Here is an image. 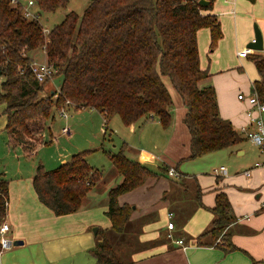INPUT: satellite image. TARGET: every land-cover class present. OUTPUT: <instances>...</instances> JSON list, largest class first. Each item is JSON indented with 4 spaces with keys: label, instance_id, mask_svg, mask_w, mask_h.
Here are the masks:
<instances>
[{
    "label": "trees",
    "instance_id": "16d2710c",
    "mask_svg": "<svg viewBox=\"0 0 264 264\" xmlns=\"http://www.w3.org/2000/svg\"><path fill=\"white\" fill-rule=\"evenodd\" d=\"M35 3L40 13H53L66 8L68 0ZM213 3L209 0L202 6L197 0H90L81 15L68 11L44 35L38 21L23 16L20 4L0 0V104H4L9 140L21 146L24 153L34 151L46 122L53 118L52 108L58 111L63 106L95 109L103 115L105 124L115 115L126 126L155 117L167 129L172 124L174 106L164 82L168 77L186 107L183 123L190 134L188 157L242 142L244 136L220 115L214 87L198 86L209 71L200 66L197 31L209 29V51L222 37L218 17L209 13ZM40 51L56 70L53 75L61 77L55 99L54 92L43 96L47 80L38 82L29 69L32 56ZM250 59L259 75L251 90L264 100V54H250ZM87 152L74 153L69 161L53 169L36 166L32 187L38 201L54 215L79 210L90 189L102 179V170L88 164ZM108 158L122 179L108 191L105 215L110 229L97 230L98 240L89 252L94 264H127L128 259L119 256L109 231L123 234L133 206L120 203L118 198L141 186L148 177L167 175L168 166L151 170L129 158L125 144L108 153ZM7 202L8 180L0 176V224L6 218ZM207 208L212 220L197 236V243L214 244L224 252L236 249L226 230L236 220L226 193L217 191L214 205ZM206 235L210 242L201 240Z\"/></svg>",
    "mask_w": 264,
    "mask_h": 264
},
{
    "label": "crops",
    "instance_id": "0c3cea01",
    "mask_svg": "<svg viewBox=\"0 0 264 264\" xmlns=\"http://www.w3.org/2000/svg\"><path fill=\"white\" fill-rule=\"evenodd\" d=\"M209 13L218 17L222 37L214 50L209 51V29L204 27L197 31L200 66L209 71V75L200 80L198 86L214 87L220 115L228 119L240 133V127L247 124V117L246 104L237 99V94L249 93L253 81L259 78L250 54H264V0H214ZM254 24L262 35V49H250L248 55L239 56L238 52L247 48L248 42L254 38ZM37 56H44V53ZM32 57L36 60V54ZM166 86L174 104L172 124L167 128L172 134H169L167 139L170 142L177 141L176 134L180 133L189 144L190 134L186 125L183 124L186 107L181 102L182 99H173L177 91L172 84L167 83ZM172 89L176 91L175 94ZM53 92L52 90L51 93ZM3 108L4 104L1 109ZM74 109L84 111L87 107ZM90 110L95 111L92 108ZM149 121L161 126L155 117L141 118L131 125H123L129 131ZM118 125L110 130V134L113 135L116 130H119ZM41 143H38L35 149ZM130 143L129 139L122 135L119 148L125 144V152L132 151L133 156L135 153L137 160H141L140 163L144 164L147 160V149L141 146L138 150ZM232 146L236 155L245 153L244 147L238 143ZM32 154L33 151L25 153L27 156ZM69 160L61 161L65 163ZM253 164L242 166L239 174L235 171L229 175L227 169L225 175L215 174L213 176L215 180L209 185L208 190L200 187L201 182H199L200 186L196 189L198 196L196 203H193L186 195L188 189L184 188L187 182L183 181L179 184L181 189L174 190L177 180L170 176L163 177L164 175L148 177L138 188L120 195L118 198L120 203L133 204L130 219L121 239L139 245L137 249L130 251L127 264H264V166L252 168ZM174 167L182 174L180 177L183 176L184 173L179 171L177 164ZM250 168H252L251 173L246 175L244 171ZM32 175L29 177L30 181L26 179V182H23L19 179L17 184L12 180L9 184L8 181L5 218L9 226L8 233L10 232L9 236L7 235L8 238L22 240V244L16 245L21 246L26 242L40 243V240L53 236H67L69 246L74 248L76 253L86 249L90 253L89 249L94 245V235L97 230L110 229L111 223L108 217L105 215L107 219L105 222L98 219L97 215L91 211L94 204H88L89 206L84 207L85 209L72 213L54 215L49 208L38 201L33 187L31 188ZM158 182L162 184L156 191L153 187ZM217 191L226 193L236 216V220L226 229L236 249L228 252H224L221 247L214 244L199 245L196 241L197 236L210 225L213 215L207 207L214 205ZM106 209L107 202L104 214ZM169 212L172 214L168 215ZM168 221L173 222V228L167 227ZM94 225L97 227H95V234H92L91 228ZM169 232L172 237H168ZM176 239H182V243H177ZM201 240L211 241L207 235ZM8 249L0 254V264H42L41 258L46 256L37 249L36 257L27 262L12 257L13 252H7L8 257H4L3 254Z\"/></svg>",
    "mask_w": 264,
    "mask_h": 264
},
{
    "label": "rangeland",
    "instance_id": "374dc122",
    "mask_svg": "<svg viewBox=\"0 0 264 264\" xmlns=\"http://www.w3.org/2000/svg\"><path fill=\"white\" fill-rule=\"evenodd\" d=\"M89 1L90 0H68L66 8H60L53 13L41 12L40 24L44 27L51 28L53 25L59 23L63 19L65 13L70 10H74L81 15L89 4ZM40 53L42 55L41 51L35 53L36 60L38 61L43 60L42 58L45 59V55L41 57L37 56ZM164 82L170 85L168 77H164ZM60 83L61 77L59 75H53L51 78L47 79L43 84V96L49 95L53 90V99H55L58 94ZM175 92L176 91L173 90L174 94ZM174 98H179L181 100L178 93L173 96V99ZM1 107L2 104H0V176L7 179L9 184L11 180L16 184L19 179H22L23 182H26V179L30 181L29 177L34 174L37 165L42 164L45 169H53L62 164L61 160L70 159L74 153L83 150L88 151L86 155L88 164L102 170L103 177L90 189L87 196L82 201V206L79 210L85 209L84 207L89 206L88 204H94V208L91 211L96 214L98 219L102 222L107 220L103 211L107 202L108 191L122 179V176L115 170L108 158V153L119 150L122 135L127 137L131 142L130 145H133L138 150L141 146L147 149V160L143 165L151 170L159 171V167L163 164H168L169 166H175L177 164L179 171L184 174L179 178H174L177 182L174 184L175 186L173 188L174 190L175 188L179 189V184L183 181L187 182V186L184 189H188L186 195L193 203L197 201L198 196L196 189L200 186L199 182H201L200 187L205 188L204 190H208L210 187L209 185L215 180L213 177L215 176L213 173L214 168L223 165L227 169L229 175L233 174L235 171L239 174L242 166L252 165L255 161L261 162L264 160V152L245 137V140L238 143V145L245 149V153L242 155H236L233 146H231L190 158L188 157L190 152L189 144L183 139L184 135L180 133H178V135L176 134L177 141L170 142L167 139L168 135L172 134L170 133V129L164 130L161 126L159 127L157 124L154 125V123L150 121L139 127L137 126L134 130L128 131L127 127L121 123L117 115H115L108 124H105L104 118L102 117L103 115H100L97 110L93 111L90 110L91 108H87L84 111H76L73 106H63L60 108L66 109V118L60 116V109L57 111L52 108L53 118H50L46 122L42 132V143L33 151L31 156H27L23 152L21 146L9 140L7 131L5 130L6 117L1 113ZM262 118L264 124V113ZM116 125H118L119 130H116L113 135L110 134V130L114 129ZM64 126L70 128V135L61 133V128ZM187 152L188 154H185ZM125 153L128 157L137 160V156H135V153L133 156L132 151ZM145 156L146 155H144V157ZM165 176L169 177L164 174L163 177ZM161 184V182H158L153 189L157 191V188H159ZM95 227H97V225L91 228L92 234H95ZM109 232L113 245L116 247L122 259H126L128 255L130 256L129 253L132 249H137L139 247L138 244L133 242L128 243L124 239H121V236L117 235V233L111 230ZM9 234L10 232L7 233L8 236ZM94 236L95 244L98 238L96 235ZM219 239H222V237L220 236ZM9 249L3 254L4 257H8L7 252H13L12 257H17L27 262H30L31 259L36 257L38 249L41 251V254L46 255L41 258L42 264H94V259L92 255L87 252V249L76 253L77 251L69 246L67 236L44 238L42 241L40 240V243L31 244L26 242L21 246L12 245Z\"/></svg>",
    "mask_w": 264,
    "mask_h": 264
},
{
    "label": "built area",
    "instance_id": "2783aa9c",
    "mask_svg": "<svg viewBox=\"0 0 264 264\" xmlns=\"http://www.w3.org/2000/svg\"><path fill=\"white\" fill-rule=\"evenodd\" d=\"M11 5H21L22 14L25 18L36 20L40 24V11L37 8L35 0H9ZM41 25V24H40ZM41 29L44 35H47L50 28L41 25ZM250 51V48H244L238 52L239 56H245ZM29 69L31 73L35 76L38 82H43L53 76L56 71L51 64H48L45 60L38 61L32 60L29 64ZM253 88V85H252ZM237 99L246 104L245 114L247 117V124L240 127V133L247 139H249L253 144L257 145L262 152H264V124L262 115L264 113V100L259 99L258 94L255 90H251L249 93L239 92L237 94ZM68 103V101H66ZM59 114L61 117L66 118L67 112L65 108L60 109ZM61 133L64 135H70L71 130L68 126L61 128ZM264 166V160L259 162L255 161L252 168ZM252 168L246 169L244 173L249 175ZM214 174H225L226 168L221 165L218 168L213 169ZM167 175L172 178H179L180 173L175 169L174 166H169L167 170ZM169 212L168 215H171ZM167 227L169 229L173 228V222L168 221ZM9 230L8 223L6 220L2 221L0 224V254L12 246V239L8 238L7 233ZM168 237H172L169 232ZM177 243H182V239H176Z\"/></svg>",
    "mask_w": 264,
    "mask_h": 264
},
{
    "label": "water",
    "instance_id": "95a60500",
    "mask_svg": "<svg viewBox=\"0 0 264 264\" xmlns=\"http://www.w3.org/2000/svg\"><path fill=\"white\" fill-rule=\"evenodd\" d=\"M197 2L198 4L205 6L209 3V0H197ZM247 48L254 50L262 49V35L256 24H254V38L252 41L248 42ZM20 244H22V240L20 239H15L12 241V245H20Z\"/></svg>",
    "mask_w": 264,
    "mask_h": 264
}]
</instances>
